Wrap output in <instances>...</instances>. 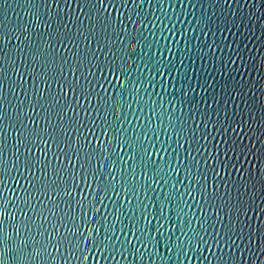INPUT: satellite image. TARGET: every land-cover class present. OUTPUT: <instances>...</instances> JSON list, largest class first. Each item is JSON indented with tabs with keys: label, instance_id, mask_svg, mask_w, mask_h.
Here are the masks:
<instances>
[{
	"label": "water",
	"instance_id": "obj_1",
	"mask_svg": "<svg viewBox=\"0 0 264 264\" xmlns=\"http://www.w3.org/2000/svg\"><path fill=\"white\" fill-rule=\"evenodd\" d=\"M36 2L38 3V0ZM69 2L72 3L71 12L65 8L61 16L72 31L79 27L85 35H88L87 29L90 27V22L86 19L85 13L89 12V8L85 7L82 13L76 7L74 0ZM78 2L83 5L85 0H78ZM9 4L11 7L5 10L8 20L4 31L13 29L15 25L24 24L26 21L35 22V17L31 14L35 9L30 8L27 0H9ZM240 4L243 7H240ZM252 11L255 15L249 21L247 17ZM92 14L93 23H95V10H92ZM104 17L106 19L102 30L97 28L87 41L82 37L78 38V49L71 45H69L70 50L58 46V54L71 57L72 52L83 53L92 50L96 53L95 57H92L89 52L91 64L94 65L91 67V72L89 73L88 69L82 66L77 73L81 84H85L81 77L83 73L93 85L88 90L87 98L79 96L80 89H77L79 98L77 111L80 112L81 120L86 119L91 122L86 125L91 135H86L84 142L88 148H93L92 141L95 138V148L100 149L102 153L107 150L105 159L108 160L109 167H113L112 160L116 161L113 171L120 183L116 184L119 195L109 192L111 200L105 199L107 207H101L100 212L96 213L94 224L100 227L104 222L101 213L107 215V223L114 224L116 229L115 233L109 234L113 235L114 239L119 236L116 247L122 246L121 241L132 240V244L126 245L125 252L116 251L115 258L111 252L105 251L103 254L107 259L97 252L95 258L89 254L87 261H80L77 258L74 264H217L214 257L209 256L205 260L208 253L206 250L201 251L197 242L198 237L195 236L197 230L204 234L200 229V222L205 219V212L209 214L212 212L207 205L204 211L200 209V205L204 204L203 193L194 187L198 170L193 167L191 178H189L183 164L179 163L173 152L157 153L154 149H150L153 155L148 159L155 163L144 166L141 161L139 141H143L145 145L155 142L159 147L157 135L165 142H168V137L171 136V149H175L177 137L174 132L182 126L184 120H187L190 125L193 124L190 118L193 113L197 121L207 119L201 116V113L205 112H211L212 117L215 118L214 110L219 108L222 118L225 107H228L231 113L238 111L236 106L239 105V109L244 110L246 114L245 118H248L246 102L253 106L254 118L249 119V124L254 131L246 135L242 143H255L253 151L264 147V144L259 143L264 141V131H262L264 125L260 124L261 118L264 117V112L261 111V105H264V43H262L264 41V0H260V6L254 10L250 8L248 0H239V3L237 0H111V7L103 13L101 18ZM207 18H211L210 26L203 23V20ZM0 19H3L2 15ZM72 21H76V24L74 25ZM80 21L83 23L81 24ZM225 21L228 23L225 24ZM232 21L236 23L232 24ZM221 27L223 31L219 30ZM35 31L45 32L46 38V30L42 27ZM32 32L33 29L30 27L29 34L31 35ZM10 35L12 44H17L15 37L20 33L15 32ZM249 36L252 38L247 39ZM21 39H23L22 36ZM32 39L40 42L34 35ZM233 49L237 51L242 49V58L237 57ZM15 55L16 52L13 51L12 56L15 57ZM229 56L235 63L229 62L225 65L224 61L228 60ZM17 63L19 70L23 73V66L19 64V61ZM165 64L167 68L164 67ZM8 74L12 76V79L18 80V77L12 75L10 70ZM98 76H103V80H99ZM68 78L73 79L70 74ZM25 81L27 87L26 73ZM97 83L100 84L99 89L95 87ZM165 86L167 91L164 90ZM225 88L231 92V96H228ZM16 92L22 98L18 87ZM3 94L12 101V104L17 103L16 97L8 92L7 82ZM161 97H163L162 100ZM225 99L228 101L227 105L224 103ZM216 101L219 102L216 103ZM2 103H4V110L9 115H13L11 105L6 101ZM141 108L143 111L140 110ZM152 109H155V115ZM37 111L39 112V109ZM24 113L39 120V117L26 106ZM137 116L139 119H136ZM237 119L239 120L240 116H237ZM25 122L28 123L27 120ZM7 124V120L0 124V128L6 132L3 159L9 169L7 173L0 169V193H3L0 202L4 197L12 202L9 211L19 222L24 219L20 209L28 212L29 215L33 214L29 207L21 203L24 198L27 197L30 204L37 209L43 208L44 204L51 205L31 187L28 180L24 179V176H27L39 187V181L22 168V161L28 155L22 145L19 160L16 159V149L12 147L15 144L16 132ZM172 125L176 126L175 129ZM28 127L32 125L29 123ZM244 127L247 130L248 125ZM200 130L205 131L203 124L200 125ZM237 130L240 131V129ZM145 132L147 136L143 134ZM188 134L190 135V132ZM148 137L152 139L149 140ZM41 147L43 148L44 145ZM85 150L84 146L80 147L81 152ZM33 151L36 156L41 155L35 148ZM180 154L183 160L186 155L183 149H180ZM133 156L135 159H132ZM48 158L50 174L51 165L56 163L51 151L48 152ZM192 158L189 156L188 161ZM75 162L79 163V161ZM14 163L21 168L23 176L12 167ZM97 163L100 164L99 161ZM201 164L203 165V160ZM100 167L103 171L102 164ZM176 168L179 171H176ZM133 170L138 177L135 180L138 195L131 192L126 194V189L122 187L125 175L131 185ZM221 174L224 179L231 181L232 177L227 176L223 171ZM36 175H39L38 171ZM233 177L239 180L237 173H233ZM216 179L219 180V177ZM215 182L213 173L209 171L207 181L209 192ZM200 183L204 181L201 180ZM188 192L192 195H187ZM180 193L184 195L181 196ZM170 194L174 196V202L171 203L165 200ZM37 197L44 199V204H39ZM162 201L165 202L164 217L159 216ZM177 204L183 207V213L179 216L176 214L180 211L176 208ZM138 205H147V208L143 209L144 215L141 214ZM80 207L83 216H88V213L84 212L83 203ZM117 208L126 212L127 216L117 213ZM55 211L59 214V209ZM68 212L71 215L73 208L69 207ZM184 213H187V216ZM189 218L192 221L191 225L187 224ZM50 219L54 218L50 217ZM73 223H76L74 218ZM173 224L176 227H173ZM64 227H68V224L65 223ZM85 227L96 235L94 228L88 225ZM133 228L136 236L141 237L140 240H136L132 235L130 229ZM141 228L144 229L143 233L140 231ZM100 238H103L102 228ZM205 239L209 238L205 235ZM169 248L171 251L168 250ZM50 251L53 257L59 255L54 250L50 249ZM237 256L239 257V253ZM249 261L250 264H264V255L252 254L249 256ZM51 264H58V261L52 259ZM65 264H69L67 258H65Z\"/></svg>",
	"mask_w": 264,
	"mask_h": 264
},
{
	"label": "snow or ice",
	"instance_id": "obj_2",
	"mask_svg": "<svg viewBox=\"0 0 264 264\" xmlns=\"http://www.w3.org/2000/svg\"><path fill=\"white\" fill-rule=\"evenodd\" d=\"M27 2L30 8L35 9L31 13L35 17V22L26 21L7 31L3 30L7 28L8 20L5 10L11 5L9 0L0 2V15L3 16V19H0V124L7 120V126L15 129V144L12 147L16 149V159L19 160L22 145L28 153L22 161V168L39 181V187L27 176H24V179L28 180L31 187L47 199L51 206L44 204V199L37 197L38 203L44 204L43 208L37 209L26 197L21 203L29 207L33 214L29 215L28 212L20 209L24 219L17 222L16 216L9 211L12 202L7 197L3 198L0 202V264H51L52 259L57 260L58 264H65V258L69 264H74L77 258L80 261H87L89 254L95 258L97 252L107 259L103 255L105 251L113 253V258H115L114 253L127 251L126 245L132 244V240L121 241L122 246L117 248L116 241L119 240V236L114 239V236L109 234L115 233L116 229L114 224L107 223L108 216L101 213L104 222L100 227H96L94 221L100 208L107 207L105 199L111 200L109 192L119 195L116 191V184L120 181L117 180L113 171L116 161L112 160L113 167L108 166V160L105 159L107 150L102 153L100 149L95 148V138L92 141L94 147H87L84 142L85 136H90L91 133L86 125L91 122L86 119L81 120L80 112L77 111L79 106L77 89H80L79 96L87 98L88 90L93 87L92 82L83 73L81 77L87 87L81 84L77 73L80 72L82 66L87 68L89 73L91 72V67L94 65L91 64L89 52L92 57H95L96 53L92 50L83 53L72 52L71 57L58 54V46L69 49L71 45L78 49V38L82 37L87 41L89 36L97 31V28L103 29L106 17H101L111 7V0H107V6L106 0H85L83 5L78 0H74L80 12L83 13L85 7L89 8V12L85 13L86 19L90 22V27L87 29L88 35H85L79 27L72 31L64 17L61 16L65 8L71 12L72 3L69 0H38V3L36 0H27ZM248 3L253 10L260 6V0H255V2L248 0ZM239 6L243 7L242 4ZM92 10H95L96 14L95 23H93ZM254 15L255 12L252 11L247 19L251 21ZM69 19H71L70 16ZM72 23L75 25L76 21ZM80 23L82 24L83 21ZM203 23L210 26L211 18L204 19ZM227 23L225 21V24ZM235 23L232 21V24ZM30 27L33 29L31 35L29 34ZM39 27L46 30V38L45 32L35 31ZM219 30L223 31V27ZM15 32H19L20 35L15 37L18 43L13 45L10 34ZM33 35L40 42L34 41ZM251 38V36L247 37V39ZM13 51L16 52L15 57L12 56ZM242 52V49L239 51L233 49L237 57L242 58ZM18 61L23 66V73L19 70ZM229 62L235 63L231 56L224 61V64L227 65ZM161 63L163 64V61ZM164 67L167 68V65L165 64ZM9 70L12 75L18 77V80L12 79V76L8 74ZM25 73L28 76L27 87L25 86ZM68 74L73 79H69ZM158 74L163 75V73ZM98 79L103 80V76H98ZM6 82L9 94L17 99L16 104H12V101L3 94ZM161 84L163 85V81ZM17 87L22 93V98L17 95ZM95 87L99 89L100 84L97 83ZM164 90L167 91L166 86ZM225 92L231 96L227 88ZM184 94L187 95V93ZM3 101L11 105L13 115H9L4 110ZM224 103L227 105V99ZM25 106L30 108L39 120L24 113ZM245 106L248 118H245L246 114L244 110L239 109V105L236 106L238 111L231 113L228 107H225L222 118L219 108L214 110L215 118L212 117L211 112H205L201 113V116L207 119L197 121L193 113L190 117L193 124L190 125L187 120H184L182 126L174 132L177 137L175 149H171V136L168 137V142H165L157 135L156 140L159 141V147L155 142L145 145L143 141H139L141 161L144 166L148 163H155L148 159L153 155L150 149H154L157 153L173 152L179 163L183 164L189 178H191L193 167L198 170L194 187L203 193L204 204L200 205V209L204 211L207 205L212 212L210 214L205 212V219L200 222V229L204 234L197 230L195 236L198 237L197 242L201 251L206 250L208 253L205 260L211 256L216 259L217 264H250V255H264V147L253 151L255 143H242L245 136L254 131L249 124V119L254 118L253 106L246 102ZM140 110L143 111L142 108ZM261 111L264 112V105H261ZM152 112L155 115V109H152ZM69 113L71 115H68ZM113 115H115L114 112ZM237 116H240L239 120ZM136 119L139 117L137 116ZM26 120L28 123L25 122ZM29 123L32 127H28ZM201 124L205 128L203 132L200 130ZM260 124L264 125V117L261 118ZM245 125H248L247 130H245ZM172 127L175 129L176 126L172 125ZM143 134L147 136V132ZM5 140L6 132L0 128V169L7 173L8 164L3 159ZM259 143L264 144V141H259ZM41 145L44 147L42 148ZM81 146L85 147L84 152L80 151ZM34 148L40 152V156L35 155ZM180 149L186 153L183 160L180 158ZM49 151L56 162L51 165L50 174ZM189 156L193 157L191 161H188ZM132 159H135V156ZM201 160H203V165ZM98 161L100 164L97 163ZM169 164L171 165L170 160ZM12 167L23 176V171L17 164L14 163ZM175 170L179 171L178 168ZM37 171L39 175H36ZM209 171L213 173V180L216 181L212 185L211 192H209L207 183ZM222 171L232 177L231 181L224 179ZM233 173L239 175V180L233 177ZM132 177L133 181L129 185L128 177L123 176L122 187L126 189V194L131 192L138 195L135 184L138 177L134 170ZM217 177L219 180L216 179ZM201 180L204 183H200ZM28 195L30 196L31 193L29 192ZM179 195L182 196L184 193ZM187 195L191 196L192 193L188 192ZM2 196L3 193H0V197ZM69 198H71V203H69ZM165 200L169 203L174 202V196L170 194ZM81 203L88 216H83L81 213ZM69 207L73 208L71 215L68 212ZM137 207L144 215L143 209L147 208V205ZM164 208L165 202L162 201L159 209L160 217L165 216ZM176 208L180 210L176 213L178 216L183 213V207L180 204H177ZM55 209H59V214ZM172 210L176 211V209ZM116 212L127 216V213L120 208H117ZM184 215L187 216V213ZM73 218L76 223H73ZM65 223L68 227H64ZM191 223L189 218L187 224L191 225ZM85 225L94 228L96 235L89 232ZM173 227L176 225L173 224ZM101 228L103 229L102 239L100 238ZM130 231L136 240L141 239L140 236H136L134 228ZM140 231L143 233L144 229L141 228ZM181 231L183 232V228ZM121 232L123 233V230ZM205 235L209 239H205ZM50 249L59 255L53 257ZM168 250L171 251L170 248Z\"/></svg>",
	"mask_w": 264,
	"mask_h": 264
}]
</instances>
